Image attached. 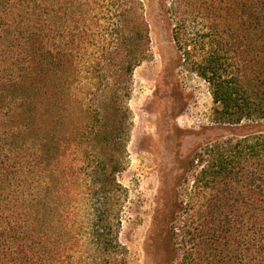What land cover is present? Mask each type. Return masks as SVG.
Masks as SVG:
<instances>
[{"label":"trees","instance_id":"1","mask_svg":"<svg viewBox=\"0 0 264 264\" xmlns=\"http://www.w3.org/2000/svg\"><path fill=\"white\" fill-rule=\"evenodd\" d=\"M146 2L0 0V264H128L116 177ZM166 14L179 66L231 132L185 156L163 263L264 264V0H170Z\"/></svg>","mask_w":264,"mask_h":264},{"label":"rangeland","instance_id":"2","mask_svg":"<svg viewBox=\"0 0 264 264\" xmlns=\"http://www.w3.org/2000/svg\"><path fill=\"white\" fill-rule=\"evenodd\" d=\"M170 0H147L150 57L132 73L127 108L131 124L124 170L127 191L119 241L128 264H164L158 247L163 214L186 171L185 156L207 140L228 134L211 122L205 82L179 66L166 10ZM122 55V50H119Z\"/></svg>","mask_w":264,"mask_h":264}]
</instances>
